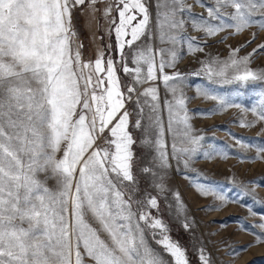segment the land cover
I'll use <instances>...</instances> for the list:
<instances>
[{
	"label": "snow or ice",
	"instance_id": "6c2138e0",
	"mask_svg": "<svg viewBox=\"0 0 264 264\" xmlns=\"http://www.w3.org/2000/svg\"><path fill=\"white\" fill-rule=\"evenodd\" d=\"M195 3L206 15L187 0H0V264H192L159 214L161 198L171 195L182 227L191 230L180 193L168 187L169 171L191 170L186 178L197 193L219 202L205 211L251 194L244 186L233 196L197 178L195 160L232 153L205 147L178 64L185 53H203L192 75L238 88L264 85V69L251 67L264 43L240 55L258 33L229 46L226 58L205 53L222 32L264 30V0ZM77 13L101 33L92 34L94 60L83 59ZM197 91L219 109L241 107ZM259 95L257 105L241 109L240 126L264 124V87ZM254 147L255 159L264 160V143ZM241 230L264 243V215ZM194 247L196 264H215L206 245Z\"/></svg>",
	"mask_w": 264,
	"mask_h": 264
},
{
	"label": "rangeland",
	"instance_id": "374dc122",
	"mask_svg": "<svg viewBox=\"0 0 264 264\" xmlns=\"http://www.w3.org/2000/svg\"><path fill=\"white\" fill-rule=\"evenodd\" d=\"M193 5L194 13H203L206 10L195 3V0H187ZM76 30L79 42L83 44V59L94 60L97 42L93 41L92 34L101 33L95 24H89L86 15L76 14ZM230 31V30H229ZM258 33V38L252 45L244 47L240 55L252 51L257 44L264 43V30H258L255 26L244 31L242 34L230 36L227 31L220 33L213 39L208 40L205 53L209 56L226 58L229 54V46L238 47L251 39L252 33ZM193 36L200 37L199 32H193ZM225 37L221 42V37ZM203 53L192 55L185 53L178 64V69L187 74L185 94L189 97L187 108L193 116L191 123L205 137L206 148L215 146L219 149H227L232 153L227 159L214 157L211 160L199 158L192 164V168L198 173V179L202 183L219 185L225 190L231 189V195L237 196L239 190L247 186L250 195L239 197V202L229 203L217 211H205L207 206L216 203L212 197H201L187 176L194 175L191 170L187 173L172 169L169 171L167 184L173 192H179L186 215L191 222V230L182 227L183 220L175 214L176 203L171 195L167 199L161 198L160 215L170 225V235L188 249L192 264H196L197 243L206 245L207 251L211 253L215 264H264V243L254 244V236L250 232L241 230V223L255 225L264 215V160L255 159L256 148L254 145L264 143V124L254 127H242L240 121L245 118L242 108H251L259 103L260 90L264 85L259 83L249 84L246 88H238L232 84L209 83L206 77L192 75L199 70L197 59H204ZM251 67L253 69H264V54L254 56ZM198 88H207L218 96L238 104L241 107H229L226 110L219 109L217 102L205 99L198 94ZM161 95H164L161 89ZM166 118V113H165ZM247 119L252 120L251 113ZM234 137L250 143L252 147L244 148L236 142ZM139 153V149H138ZM244 159L242 160L240 155ZM254 181L255 183H249ZM50 188H55L56 181L51 178L47 181ZM249 208L256 214L249 212ZM259 231V229H257ZM151 243V241H150ZM252 244L246 251L233 257L229 255L232 248H241ZM153 247H157L153 244ZM159 250V249H158ZM167 259V257H166Z\"/></svg>",
	"mask_w": 264,
	"mask_h": 264
}]
</instances>
